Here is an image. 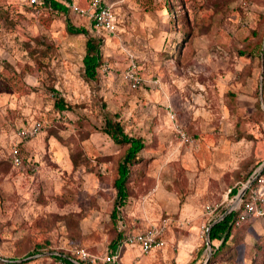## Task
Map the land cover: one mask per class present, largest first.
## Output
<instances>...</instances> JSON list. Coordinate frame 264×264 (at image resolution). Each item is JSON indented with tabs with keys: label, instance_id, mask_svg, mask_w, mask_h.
Returning <instances> with one entry per match:
<instances>
[{
	"label": "rangeland",
	"instance_id": "rangeland-1",
	"mask_svg": "<svg viewBox=\"0 0 264 264\" xmlns=\"http://www.w3.org/2000/svg\"><path fill=\"white\" fill-rule=\"evenodd\" d=\"M106 1L117 25L103 33L97 80L88 82L86 35L66 30L69 19L98 32L86 17L0 0V264H63L55 255L79 260V248L89 254L85 264H108L123 148L102 132L105 112L146 145L120 210L126 224L141 229L126 211L143 207L153 209L149 219L173 220L163 247L128 245L133 255L120 264H178L182 248L185 262L208 263L202 225L229 208L231 190L253 172L264 179V0ZM130 62L135 88L124 79ZM58 97L70 107L57 110ZM34 121L40 131L20 140L17 132ZM236 232L212 264H264L261 252L253 256L258 243L264 248V217Z\"/></svg>",
	"mask_w": 264,
	"mask_h": 264
},
{
	"label": "trees",
	"instance_id": "trees-1",
	"mask_svg": "<svg viewBox=\"0 0 264 264\" xmlns=\"http://www.w3.org/2000/svg\"><path fill=\"white\" fill-rule=\"evenodd\" d=\"M71 1V0H69ZM32 8H45L48 10H53L58 13L67 14L69 7L59 1V0H45L44 5L41 6H29ZM93 28V27H92ZM66 30L71 34H84L86 35L84 43V55L82 57V76L88 82H95L98 76V69L102 63V53L101 46L104 41V32H94L88 34V30L83 26H74L70 23L69 19H66ZM189 33V30L186 31ZM242 53V52H241ZM264 75V73H263ZM264 85V76L262 78ZM53 90V89H52ZM54 106L57 110L62 111L70 106L63 101L61 98H56ZM102 132L107 134L115 144L120 145L123 151L117 160L115 175L113 177L112 186L115 189V198L113 201V208L110 212V221L115 227V236L111 240L109 246L111 251L116 247L117 242H119L123 237L124 233L117 228V223L120 216V209L124 206L131 195L130 184L132 180V175L134 174L133 166L141 164L144 161L143 155H141L142 150L145 149V141L140 136L130 135L125 131L124 126L120 120L112 116L109 112L104 113V122L101 128ZM21 152V150H20ZM237 189L234 188L231 194H235ZM223 212H225L223 210ZM222 212V214H223ZM235 217V212L225 213L222 218L213 222V218L209 221L208 228V239L212 244V255L208 263L217 262L219 257L231 248L232 241L238 236L236 229L240 225H235L233 223ZM264 242V238L261 239ZM213 241H218L219 244L215 245ZM253 256L256 252H261L264 256V248L261 243L255 246ZM62 261L63 264H76L69 259L67 255H55ZM264 261V259H263ZM3 264H13L10 261H2ZM186 264H196L195 261H190Z\"/></svg>",
	"mask_w": 264,
	"mask_h": 264
},
{
	"label": "built area",
	"instance_id": "built-area-1",
	"mask_svg": "<svg viewBox=\"0 0 264 264\" xmlns=\"http://www.w3.org/2000/svg\"><path fill=\"white\" fill-rule=\"evenodd\" d=\"M28 6L44 5L45 0H20ZM71 7L79 16L86 17L96 31L113 33L116 29V16L112 9V4L106 0H88L84 7H79L69 0H59ZM124 79L135 88L140 82V77L134 62H130L124 74ZM41 122L34 121L29 127L20 129L17 135L20 140L32 138L40 131ZM181 137L186 139L184 133ZM21 154L19 144L15 143L10 151V161L13 165L21 164ZM235 212L233 223L240 225L254 217H264V179L259 173L253 172L252 177L243 185L242 190L235 196L233 202L226 212ZM213 209L205 207V214L210 215ZM173 220L170 216H163L155 223L145 224L141 229L129 230L124 233V237L117 243L113 251H108L103 257L104 263L118 264L122 249L126 246H137L142 252L161 248L165 245L164 235L170 228ZM183 224V223H182ZM203 232H208L209 225H202ZM118 229H125L123 221H119ZM79 260L69 257L76 264H85L89 259V254L82 248L77 249ZM90 260V259H89ZM92 260V259H91Z\"/></svg>",
	"mask_w": 264,
	"mask_h": 264
},
{
	"label": "crops",
	"instance_id": "crops-1",
	"mask_svg": "<svg viewBox=\"0 0 264 264\" xmlns=\"http://www.w3.org/2000/svg\"><path fill=\"white\" fill-rule=\"evenodd\" d=\"M78 1H82V0H78ZM87 2H88V0H87ZM131 135V134H130ZM134 136H137V135H134ZM251 173V172H250ZM250 173H249V175H248V178H249V176H250ZM248 180L249 179H247V182H248ZM246 182V183H247ZM242 188H243V186H242ZM242 188L240 189V190H238L237 189V192L235 193L236 195L242 190ZM232 191V190H231ZM235 194H232V195H235ZM235 195V196H236ZM235 198V197H234ZM127 205H128V202L124 205V206H122L121 207V212H123V210H126L125 208L127 207ZM143 209H144V213H142L141 211H132L131 209H127V211H126V213H128L126 216H127V218H129L130 220H131V222H133V221H137V223H141V224H139V225H142L143 224V226L145 225V224H148V223H155V222H157L160 218H161V216H159V217H157V218H155V219H149L150 217L152 218V213H153V209L152 210H145V208L143 207ZM147 211V212H146ZM120 212V218H119V220H118V223L117 224H119V221H123V223H124V225H125V229H123V230H121L123 233H125L126 231H129V230H131V231H133V230H136L134 227H135V225H137V224H132V225H127L126 224V220L124 219V217H123V215H121L122 213ZM225 213V212H224ZM223 213V214H224ZM222 214V215H223ZM164 216H168V214L167 215H164ZM148 220H147V219ZM218 219V218H217ZM216 219H214L213 220V222L215 221ZM208 225H209V223H208ZM142 226V227H143ZM140 227V226H139ZM170 227H171V225H170ZM117 228H118V225H117ZM169 232H167L165 235H164V238L166 237V235L168 234ZM208 237V234L206 235V240L208 241L209 239L207 238ZM165 240V239H164ZM118 243V242H117ZM117 245V244H116ZM132 247H137V246H132ZM116 248V247H115ZM160 249V248H159ZM109 251H111V249L109 250ZM128 252H130V250L128 249V250H126V247H124L123 249H122V253H121V256H120V259H119V261H118V264H120V262H121V260H122V257H123V255L125 256V257H131L133 254H128ZM132 253V252H131ZM186 256H187V250H185L184 248H182V250H180L179 251V253H178V257H177V260H178V264H186V263H188V261L187 262H185V258H186ZM179 257H180V260L181 261H179ZM108 264H110V263H108Z\"/></svg>",
	"mask_w": 264,
	"mask_h": 264
},
{
	"label": "water",
	"instance_id": "water-1",
	"mask_svg": "<svg viewBox=\"0 0 264 264\" xmlns=\"http://www.w3.org/2000/svg\"><path fill=\"white\" fill-rule=\"evenodd\" d=\"M225 213H227V212L225 211ZM225 213H224V214H225ZM224 214H223V215H224ZM223 215H221V216H220L218 219H216L215 221H217V220H219L220 218H222ZM207 238H208V237H207ZM207 247H208L209 250L211 249V247H210V245H209V240L207 241ZM206 260H207V259H206Z\"/></svg>",
	"mask_w": 264,
	"mask_h": 264
}]
</instances>
